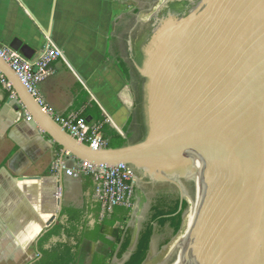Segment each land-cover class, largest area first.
Returning a JSON list of instances; mask_svg holds the SVG:
<instances>
[{
    "label": "water",
    "instance_id": "obj_1",
    "mask_svg": "<svg viewBox=\"0 0 264 264\" xmlns=\"http://www.w3.org/2000/svg\"><path fill=\"white\" fill-rule=\"evenodd\" d=\"M160 8L149 19L138 58L132 39L125 40L146 81L138 144L94 150L78 142L0 57V72L19 101L15 109L81 161L125 164L154 185H175L190 199L203 183L184 264H264V0H171ZM10 47L29 60L36 53L19 40ZM36 182L40 208L56 206L43 237L58 222L62 202L52 199L58 178ZM177 257L178 251L171 264Z\"/></svg>",
    "mask_w": 264,
    "mask_h": 264
},
{
    "label": "crops",
    "instance_id": "obj_2",
    "mask_svg": "<svg viewBox=\"0 0 264 264\" xmlns=\"http://www.w3.org/2000/svg\"><path fill=\"white\" fill-rule=\"evenodd\" d=\"M153 1L0 0V41L10 47L19 40L36 53L44 52L48 45L59 49L62 56L51 65L54 74L39 85L44 108L55 119L76 112L87 122L101 125L107 143L125 131V146L135 145L140 142H132L137 137L135 131L140 130L143 119L133 84L136 67L121 47L126 46L121 26L128 27L126 19L134 17L138 9L150 8ZM121 16L125 18L123 23L119 21ZM121 64L127 65L128 74ZM12 95L0 86V264L12 263L5 258L8 256L28 257L23 259L28 264L36 259L39 244H35L43 238L46 224L56 216L51 211L56 206L40 208L38 179L58 178L62 212L56 225L69 224L70 216L63 214L64 210L78 211L84 226L94 229L102 222L101 207L90 178L73 179L52 172L54 164L62 159L70 168L76 167L78 160L67 156L21 108V114L17 112L19 101L12 99ZM52 197L56 205L58 201ZM50 202L47 201L48 205ZM119 225L115 229L122 227ZM122 230L126 231L124 227ZM159 234L157 230L151 248ZM68 241L77 244L75 239L62 234L53 237L44 249ZM92 245L95 244L84 241L81 249ZM118 248L119 245L113 250Z\"/></svg>",
    "mask_w": 264,
    "mask_h": 264
},
{
    "label": "built area",
    "instance_id": "obj_3",
    "mask_svg": "<svg viewBox=\"0 0 264 264\" xmlns=\"http://www.w3.org/2000/svg\"><path fill=\"white\" fill-rule=\"evenodd\" d=\"M61 56L62 52L59 49L48 45L44 52L35 53L32 59L29 60L20 52L13 50L0 41V57L5 60L26 89L43 106L44 101L39 94V85L54 74L51 65ZM0 86L13 92L12 99L17 100L12 84L1 72ZM28 119L31 120L30 118ZM55 120L78 142L94 150L106 149L108 143L102 133L101 125L87 122L85 118L76 112H71ZM65 154L69 157H74L69 153ZM77 160V166L70 168L62 159L54 164L52 172H62L73 179H80L82 177L90 178L93 182L95 197L101 207L102 221L105 216L112 214L115 208H126L131 211L134 209L137 175L131 167L125 164L99 166L79 159ZM58 195L61 198L60 191H58Z\"/></svg>",
    "mask_w": 264,
    "mask_h": 264
},
{
    "label": "trees",
    "instance_id": "obj_4",
    "mask_svg": "<svg viewBox=\"0 0 264 264\" xmlns=\"http://www.w3.org/2000/svg\"><path fill=\"white\" fill-rule=\"evenodd\" d=\"M125 74L129 73V68L125 64L120 65ZM144 84L146 83L143 80ZM145 106V89L143 88L142 100L139 102ZM125 131H121L118 136H115L108 143L106 149H117L125 147L124 137ZM147 136V134H146ZM146 138V137H145ZM144 138V139H145ZM170 197L158 195L151 205L150 220L140 231L136 243L135 250L129 260L125 264H144L147 261L152 238L157 230L160 233L166 231V228L172 230L173 235L177 236L183 226V214L188 208V202L176 198L169 200ZM181 207V209H180ZM131 210L126 208H115L112 214L105 216L100 224L95 225L94 229H88L82 222V216L78 211H66L70 216V222L65 227L58 223L47 234L43 236L39 243V256L33 264H78L80 257V247L84 241H90L93 244L102 242L109 244L112 247L120 246L117 258L121 259L124 254L129 251L133 237L130 229L126 231L115 229L117 224L124 225L128 222L131 216ZM81 227L84 230H81ZM65 234L68 239H75L76 246L71 243L58 244L50 250H45L44 245L53 237H60ZM109 238H114V242ZM170 242H166L168 245ZM114 251V250H113ZM114 253L112 252L113 256ZM94 260L91 264H105L106 258L94 253Z\"/></svg>",
    "mask_w": 264,
    "mask_h": 264
},
{
    "label": "rangeland",
    "instance_id": "obj_5",
    "mask_svg": "<svg viewBox=\"0 0 264 264\" xmlns=\"http://www.w3.org/2000/svg\"><path fill=\"white\" fill-rule=\"evenodd\" d=\"M171 0H154L153 5L148 9H138L137 14L129 19H126L128 23V27H122L121 26V33L123 40H126L127 37H130L132 41L139 45L140 42H142V38L146 35V30L148 29V25L150 24L149 19L153 15H157L158 12L161 10V6L166 4ZM163 2V3H162ZM157 13V14H156ZM120 18V22L123 23L125 18ZM122 20V21H121ZM152 23V22H151ZM134 27V30L132 28ZM132 30V31H131ZM144 43V40L142 42V45ZM121 47L123 48L124 55L127 52V47L124 44H121ZM135 75H137V71L134 72ZM138 78V76H136ZM143 119V118H142ZM143 123V122H142ZM141 129L137 132L135 131V134L137 137L132 142H137L141 140ZM139 136V138H138ZM181 192L182 189H181ZM181 192L179 188H177L175 185L171 184H157L154 185L150 182L149 179H143L142 177L137 175V186H136V195H135V207L132 210V217L128 220V222L122 227L117 229H130L132 232L133 237V245L135 239L138 237L140 231L143 230L144 226L147 224V222L150 220V212H151V205L156 199L158 195L164 196V197H170L171 200H176V198L181 199ZM184 200L190 201V197L187 196L184 192ZM188 198V199H187ZM189 203L188 208L189 209ZM187 215V213H186ZM185 215V216H186ZM185 218L183 217V224L185 223ZM183 228V227H182ZM180 236V233L177 236L173 235V232L168 227L166 228V231L160 233L159 235H156L152 244V248L149 252L147 261L144 264H170L176 260V255L178 251V257L182 256L184 251H186V245L184 244L179 249L177 248L178 243H180L178 238ZM111 241L114 242V238H110ZM166 242H170L168 245ZM71 243L70 241L67 242V244ZM59 244V243H58ZM56 244V245H58ZM133 247V246H132ZM133 249V248H132ZM178 249V250H177ZM105 248L104 246H99L97 244L84 247V249H81L80 247V257L78 264H90V257L93 253H104ZM177 257V258H178ZM20 262L19 263H8V264H21L23 262V259H27L28 257H19ZM80 258H82V261H80ZM23 264H26L23 262ZM114 264V263H110Z\"/></svg>",
    "mask_w": 264,
    "mask_h": 264
},
{
    "label": "flooded vegetation",
    "instance_id": "obj_6",
    "mask_svg": "<svg viewBox=\"0 0 264 264\" xmlns=\"http://www.w3.org/2000/svg\"><path fill=\"white\" fill-rule=\"evenodd\" d=\"M150 29H151V22H150V24L148 25V32H150ZM147 35L148 34H146L145 36H144V38H142V42H143V40H144V42H146V37H147ZM142 42H140V44L139 45H136L135 44V56L138 58L140 55H139V53H140V51H141V48H142ZM144 44V43H143ZM136 71H137V69H136ZM136 76H138V78H136ZM143 78H141V76L139 75V73H138V71H137V75H135V76H133V84H134V86H135V89L138 91V95H139V98H138V100L141 102V100H142V94H143V88L145 89V84H144V82H143ZM138 109H139V112H140V114H141V117L143 118V116H144V118H145V121H146V115H145V112H144V109H145V106H141L140 104H139V107H138ZM140 127V129H141V126H139ZM120 226V225H119ZM102 243V242H101ZM102 245L104 246V248H105V251H104V253H98V252H95V253H97V254H99V255H101V256H103V257H105L106 258V260H105V264H110L111 262L112 263H114V264H125L128 260H129V258L131 257V255L133 254V252H134V250H135V247H136V245H132L131 244V246H130V248H129V251L126 253V254H124L123 255V257L121 258V259H118L117 258V254H118V252H119V248H118V250H114L113 251V247L111 246V245H109V244H104V243H102ZM133 246V247H132ZM182 247V246H181ZM133 248V249H132ZM180 247H178V249H179ZM112 252L114 253V255L113 256H111L112 255ZM94 253L92 254V256L90 257V261H91V263L93 262V260H94ZM38 256H39V251H38V254L36 255V259H35V261L36 260H38ZM8 260H9V262H12V263H17L18 262V260L20 259L19 257H15V256H8V257H6ZM179 258V257H178ZM178 258H177V260H178ZM35 261H33L32 263L31 262H29L28 264H33ZM169 264V263H168ZM171 264V263H170Z\"/></svg>",
    "mask_w": 264,
    "mask_h": 264
},
{
    "label": "bare ground",
    "instance_id": "obj_7",
    "mask_svg": "<svg viewBox=\"0 0 264 264\" xmlns=\"http://www.w3.org/2000/svg\"><path fill=\"white\" fill-rule=\"evenodd\" d=\"M204 193H205V186L203 183H201V188L197 197L195 199H190L189 201L190 206L187 215L185 216L186 217L185 223L183 224V228L178 238V241L182 239L183 240L180 241V243H178L177 245L178 247H181L185 244L187 249H185L186 250L184 251L185 253H183L182 256L178 258L176 264H184L187 259L189 247L191 246L195 238V231L199 220L200 212L202 209V200ZM56 194H55L56 196L54 195V197L56 201H59L58 199L61 198L60 195H58V191Z\"/></svg>",
    "mask_w": 264,
    "mask_h": 264
}]
</instances>
